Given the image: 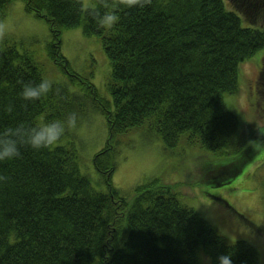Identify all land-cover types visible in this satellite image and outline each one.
<instances>
[{
  "label": "trees",
  "instance_id": "16d2710c",
  "mask_svg": "<svg viewBox=\"0 0 264 264\" xmlns=\"http://www.w3.org/2000/svg\"><path fill=\"white\" fill-rule=\"evenodd\" d=\"M11 1L0 0V18ZM22 1L27 13L48 25L49 61L105 120L107 141L92 159L104 191L81 174L77 145L66 135L48 149L22 148L20 158L0 162V175L8 178L0 182V264H200V252L210 264H219L222 255H230L232 264H258L251 245L225 240L180 201L173 185L156 179L137 186L129 202L118 196L112 175L118 146L138 133L154 134L166 155L192 148L221 153L257 139L255 129L234 145L238 121L223 96L236 93L239 64L264 48V0H225L233 10L223 0H153L122 11L111 31L98 29L77 0ZM257 21L263 24L257 27ZM78 27L100 40L110 62V101L61 54L62 32ZM46 68L16 43L0 41V129L71 112L83 117L80 96L64 84L54 83L52 93L24 107L23 83L51 77ZM257 87L264 102V58ZM244 163L215 172L206 167L202 183L224 187Z\"/></svg>",
  "mask_w": 264,
  "mask_h": 264
},
{
  "label": "rangeland",
  "instance_id": "374dc122",
  "mask_svg": "<svg viewBox=\"0 0 264 264\" xmlns=\"http://www.w3.org/2000/svg\"><path fill=\"white\" fill-rule=\"evenodd\" d=\"M223 2L227 10H233L225 0ZM238 16L243 26L248 25L241 14ZM0 22L10 26L6 40L16 43L19 51L30 52L38 63L46 62L47 68H51L49 78L80 96L85 113L65 139L77 145L82 175L89 177L96 190L104 191L101 176L95 171L92 159L105 147L108 137L105 120L92 107L90 99L71 85L68 77L49 61L46 54L50 38L47 23L27 13L22 0L10 2ZM255 24L260 27L263 23L257 21ZM61 53L71 71L88 77L98 96L110 101L106 83L111 66L97 37L84 36L81 27L65 30L61 35ZM263 58L264 48L239 64L237 91L223 96L225 107L238 121L234 145L245 138L241 136L244 132L255 129L259 133L256 140L253 138L241 143L238 151L234 147L225 148L220 155L199 148L185 149L167 154L159 161L156 145L152 144L153 152L147 143L135 147L141 139L132 142V137L130 143L124 141L120 144L112 178L118 196L129 202L134 189L142 183L161 179L163 183L173 185L180 201L211 223L225 240L251 245L257 252L258 264H264V102L256 90ZM239 160L245 162L242 170L228 185L216 187L213 183H202L201 176L206 167L215 172L219 166ZM198 259L200 264H210L209 258L202 252L198 254Z\"/></svg>",
  "mask_w": 264,
  "mask_h": 264
},
{
  "label": "clouds",
  "instance_id": "9594fccd",
  "mask_svg": "<svg viewBox=\"0 0 264 264\" xmlns=\"http://www.w3.org/2000/svg\"><path fill=\"white\" fill-rule=\"evenodd\" d=\"M77 0L80 11L96 23L98 29L113 30L120 22L122 11L143 9L151 6L153 0ZM10 31V26L0 22V41H3ZM54 81L42 77L38 83H23L20 97L26 103L36 102L54 91ZM8 113L13 111L12 105L6 108ZM76 112L69 113L64 119H54L35 124L19 123L14 127L0 129V162L12 161L21 157V149L29 148L41 151L56 145L69 131L77 127ZM8 178L0 175V182ZM219 264H232L230 255L218 257Z\"/></svg>",
  "mask_w": 264,
  "mask_h": 264
},
{
  "label": "crops",
  "instance_id": "0c3cea01",
  "mask_svg": "<svg viewBox=\"0 0 264 264\" xmlns=\"http://www.w3.org/2000/svg\"><path fill=\"white\" fill-rule=\"evenodd\" d=\"M148 139H151L155 144H157V147L159 148V159H163V150L161 144L157 141L155 137H148Z\"/></svg>",
  "mask_w": 264,
  "mask_h": 264
}]
</instances>
